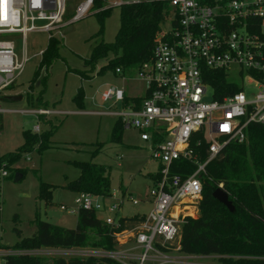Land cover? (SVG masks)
Returning a JSON list of instances; mask_svg holds the SVG:
<instances>
[{"label": "built area", "instance_id": "built-area-1", "mask_svg": "<svg viewBox=\"0 0 264 264\" xmlns=\"http://www.w3.org/2000/svg\"><path fill=\"white\" fill-rule=\"evenodd\" d=\"M166 1L173 8L170 26L164 29L161 25L151 58L138 67L143 94L132 96L124 104V87L113 86L102 92L104 101L123 103V111L111 113L124 128L139 132L140 139L149 143L150 157L158 162L149 189L152 209L129 222L119 212L127 201L139 203L130 193L105 196L78 192L77 211L69 212H108L103 221L119 247L14 249L2 247L0 239L4 260L10 255H29L44 257L45 264L89 257L110 258L120 264H206L202 261L212 257L170 254L180 252L182 223L198 214L208 163L229 142L246 141L250 124L264 126V0ZM92 3H80L72 20L84 16ZM125 3L129 2L112 0L108 7ZM66 11L67 0H0V36L21 34L25 41L31 31L51 35L66 24ZM28 60L25 47L23 57L17 59L14 41L0 39V93L17 81ZM234 68L242 84L232 77ZM221 71L241 90L217 98L214 82ZM116 72L124 74L121 67ZM245 81L257 89L255 94L247 95ZM33 113L47 116L55 112L41 108ZM33 131L38 132L39 127L34 126ZM202 145L206 146L205 160L198 152ZM178 160L192 164L194 170H174ZM1 174L7 176L8 172L1 170ZM61 208L65 210L66 206L62 204ZM131 240L132 245L125 246Z\"/></svg>", "mask_w": 264, "mask_h": 264}, {"label": "rangeland", "instance_id": "rangeland-1", "mask_svg": "<svg viewBox=\"0 0 264 264\" xmlns=\"http://www.w3.org/2000/svg\"><path fill=\"white\" fill-rule=\"evenodd\" d=\"M83 1L67 0L66 24L51 34L60 40L59 56L42 68L36 80H33L34 74L42 58L41 52L48 46L50 34L31 31L25 41L21 34L0 36V39L14 41L17 59L23 57L24 47L29 58L17 81L0 93V154L21 148L26 143L25 130L36 134L34 149L21 152L14 164L15 169H4L9 172L7 176H2L0 171V239L3 247H12L22 239L32 237L37 230L36 219L67 228L76 227L77 193L68 189L67 184L77 179L81 170L73 161H92L109 167L112 193L119 195L121 188L128 189L139 200L138 204L127 201L120 215L132 216L152 209L149 189L153 181L148 174L157 170L158 162L150 157L149 143L141 140L134 128H123L121 141L112 140L118 117L111 112L123 111L124 105L114 99H102V92L113 86L124 87L126 96L142 95L144 87L138 79V68L125 74L115 73L110 67L100 72L109 57L99 58L94 66L86 61L100 41H115L120 26V8L117 5L112 7L103 21V32L99 33V10L91 8L84 16L72 20L71 16ZM172 16L173 8L168 2L163 13L164 29L169 28ZM233 73L234 80L242 84V80L235 76L236 68ZM244 85L247 95L257 92L256 88L248 86L247 81ZM80 91L83 92L82 98H76ZM208 94H211L210 90ZM41 108L55 113L47 116L33 113ZM34 126L39 127L38 132L33 131ZM42 134L48 136L49 142L39 150L44 142ZM97 148L100 150L96 151ZM18 170L23 172L17 180ZM41 182L54 186L51 202L39 198ZM62 204L66 206L65 210L61 208ZM70 209L76 211L71 213ZM107 213L102 211L96 215L103 219ZM170 255L180 256L182 253L171 252ZM217 258L202 262L219 264ZM3 263L4 258L0 256V264Z\"/></svg>", "mask_w": 264, "mask_h": 264}, {"label": "trees", "instance_id": "trees-1", "mask_svg": "<svg viewBox=\"0 0 264 264\" xmlns=\"http://www.w3.org/2000/svg\"><path fill=\"white\" fill-rule=\"evenodd\" d=\"M109 1L112 0H93L91 6L99 10L97 12L101 23L99 33L103 32V21L112 9L108 7ZM119 8L120 26L115 41L111 43L100 41L93 47L89 59L86 60L94 66L99 58L109 57V62L100 72L110 67L117 73L116 68L121 67L125 74L151 58L154 38L161 30L163 13L168 8V2L138 0L122 4ZM59 44L60 40L50 35L48 46L41 53L42 58L33 80L39 77L45 65L51 64L59 56ZM216 77L218 80L214 82V86L217 89V98H221L228 92L241 90L228 80L226 72H217ZM82 95L83 92L80 91L76 98H82ZM132 98L126 96L124 104L129 103ZM136 99L140 100L138 97ZM1 127L2 119L0 118V129ZM123 128L121 121L117 119L112 132L113 141H121ZM247 133L246 141L229 142L217 157L208 163L203 195L197 203L198 214L196 217L188 216L181 225L179 245L182 254L218 257L219 264H264V126L250 124ZM24 135L26 143L16 152L0 154V171L14 170V164L21 152L34 149L36 140L33 139H36V134L31 130H25ZM42 135L44 142L39 146V150L48 146L49 142L48 136ZM99 148L96 151H99ZM198 152L205 160L206 146L198 147ZM73 163L80 168L81 174L67 184L68 189L76 193L111 195L109 167L92 161H73ZM174 170L190 173L194 170V166L184 160H178L174 163ZM53 187L41 182L39 198L51 202ZM219 187L227 193L233 209L214 197L213 192ZM77 214L75 228L36 219L37 230L32 237L24 238L14 246H4V248L92 247L108 250L117 248L118 243L113 236L109 235L104 221L99 219L93 210L80 209ZM136 219L137 217H133L132 221ZM45 263L44 257L10 255L5 257L3 264ZM55 264L120 263L110 258L89 257L87 259L71 258L68 262L57 259Z\"/></svg>", "mask_w": 264, "mask_h": 264}, {"label": "water", "instance_id": "water-1", "mask_svg": "<svg viewBox=\"0 0 264 264\" xmlns=\"http://www.w3.org/2000/svg\"><path fill=\"white\" fill-rule=\"evenodd\" d=\"M20 173H17L16 175V179H20ZM213 195L215 198H217L219 201L223 202L224 204H226L227 206L231 207V209H233V206L231 204V202L228 199V195L227 193L221 188H217L215 189V191L213 192Z\"/></svg>", "mask_w": 264, "mask_h": 264}, {"label": "crops", "instance_id": "crops-1", "mask_svg": "<svg viewBox=\"0 0 264 264\" xmlns=\"http://www.w3.org/2000/svg\"><path fill=\"white\" fill-rule=\"evenodd\" d=\"M41 53H42V52H41ZM132 96H135V95H130L129 97H132ZM152 174H153V173L148 174V175L150 176V178L152 177ZM151 179H152V178H151ZM125 192H128V193L131 194V191H128V189H123V188H121V193H125ZM143 214H145V213H143V212H137V213L133 214L132 216H122V215H120V214H119V216H121V217L124 218V219H127L129 222H130V221H131V222H134V221L139 220V218L142 217ZM133 217H134V218L137 217V219L134 220V221H132V218H133ZM99 219L104 220V218H103V219H102V218H99ZM132 242H133V240L129 241L125 246H131V245H132ZM123 247H124V246H123Z\"/></svg>", "mask_w": 264, "mask_h": 264}]
</instances>
